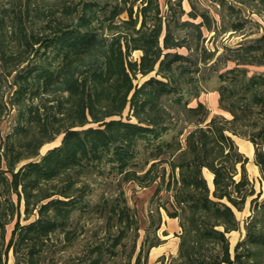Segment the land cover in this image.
Instances as JSON below:
<instances>
[{"label": "trees", "instance_id": "16d2710c", "mask_svg": "<svg viewBox=\"0 0 264 264\" xmlns=\"http://www.w3.org/2000/svg\"><path fill=\"white\" fill-rule=\"evenodd\" d=\"M188 1L186 11L183 0H0V125L11 122L0 128V264L10 249L14 264H40L52 236L72 238L74 214L92 207L84 177L93 173L113 176L120 189L153 186L155 205L140 226L120 190L108 208L118 233L75 264H103L140 227L133 264H147L163 241L162 211L180 231L177 253L159 264H264V26L244 16L264 19V0H209L218 18ZM252 21L260 32L226 52L204 43L205 33L244 34ZM221 60L234 64L221 71ZM212 76L230 117L198 99ZM230 134L251 142L260 190ZM248 197L241 224L235 210ZM21 202L23 218L35 216L26 223ZM241 229L231 246L228 234Z\"/></svg>", "mask_w": 264, "mask_h": 264}, {"label": "rangeland", "instance_id": "374dc122", "mask_svg": "<svg viewBox=\"0 0 264 264\" xmlns=\"http://www.w3.org/2000/svg\"><path fill=\"white\" fill-rule=\"evenodd\" d=\"M188 1V0H187ZM184 1L183 7L187 11L190 9V3ZM189 3V4H187ZM200 8H208L210 13L218 18V14L215 12L216 5L209 0H199L197 4ZM124 16V15H122ZM244 16L257 21L262 26H264V19L256 15L255 13H249L247 10L244 11ZM186 18V15L183 16ZM260 32V28L253 23H248L244 34L240 32H225L221 33L216 38H211L208 40V36L211 34L205 33L207 39L205 40V45L209 49H216V55L223 51L224 46L234 47L241 40H249L257 35L256 32ZM180 52L186 53L187 51L182 48ZM139 52H133L132 56L137 58ZM222 57V56H221ZM234 63L231 61L221 60L216 64V67L223 71L224 69L231 67ZM210 64L208 63L205 67V72L209 71ZM249 73L261 70V66L249 65ZM145 77H138L135 82L142 81ZM217 85V80L215 76L204 83L205 90L200 94L199 100L204 102L210 110V114H221L225 117H230L229 113L221 110L217 103V92L214 90ZM196 100L191 101V105H194ZM10 119L4 120L0 128L2 133L7 132L10 129ZM231 135V134H230ZM236 143L238 149L247 157V162L245 164L248 177L254 183L256 191L260 190V173L258 166L253 161V146L251 142L240 136L231 135ZM60 141V136H57L53 141L45 143L40 148V153H44L47 149L55 146ZM24 162V161H23ZM204 176L209 182L210 186L211 175L206 170L203 171ZM85 180L92 187V192L89 195L92 207L89 212L80 213L76 212L72 218V223L70 229L73 231L72 238H64L63 234H56L52 236L47 246L42 251V257L40 264H75L79 258L82 257L83 253L93 244L99 242H106L107 237L115 235L118 233L120 225L115 218H112L109 207L116 200L117 197H121L120 190L123 192V196L126 200L127 205L131 209L132 215L135 216V220L138 225L142 226L146 223L147 214L150 208H154L155 201L152 198L153 186L142 187L135 182H127L117 186L116 179L108 174L99 175L93 173L88 177H84ZM238 178V176H237ZM264 196V194H262ZM261 196V197H262ZM15 200V195L12 196ZM251 197L247 198L245 207L242 211L235 210L236 217L242 224L245 217L250 213L249 211V200ZM23 205L20 204V222L26 223L33 219L35 216H31L29 220L23 218ZM162 223L157 231L159 237L163 240L159 245L152 247L148 253L147 264H159L160 259L166 263L171 256L177 253V246L179 238L176 235L180 231L178 220L174 218H169L162 211ZM14 224V219L6 225L5 238L8 239L10 236L11 229ZM138 230V233L134 229L127 232L126 236L122 239V242L117 247V255L104 260L103 264H133L135 255L139 250V245L143 236V231ZM166 231L167 234L163 235L162 231ZM243 229L240 231H232L228 234L231 246L234 245L236 240L241 236ZM139 234V236L137 235ZM8 264H14V257L11 249L8 251L6 256ZM164 263V264H165Z\"/></svg>", "mask_w": 264, "mask_h": 264}, {"label": "crops", "instance_id": "0c3cea01", "mask_svg": "<svg viewBox=\"0 0 264 264\" xmlns=\"http://www.w3.org/2000/svg\"><path fill=\"white\" fill-rule=\"evenodd\" d=\"M184 1H185V0H183L182 4H184ZM186 1H187V0H186ZM187 2H188V1H187ZM187 4H189V3H187Z\"/></svg>", "mask_w": 264, "mask_h": 264}]
</instances>
